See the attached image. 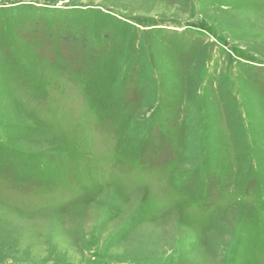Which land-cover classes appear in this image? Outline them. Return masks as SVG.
Masks as SVG:
<instances>
[{
  "label": "rangeland",
  "instance_id": "1",
  "mask_svg": "<svg viewBox=\"0 0 264 264\" xmlns=\"http://www.w3.org/2000/svg\"><path fill=\"white\" fill-rule=\"evenodd\" d=\"M0 264H264V0H0Z\"/></svg>",
  "mask_w": 264,
  "mask_h": 264
}]
</instances>
